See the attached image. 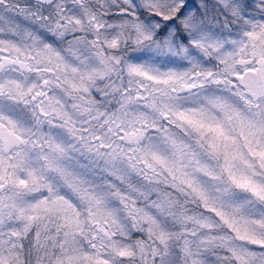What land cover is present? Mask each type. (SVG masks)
<instances>
[{"label": "snow or ice", "instance_id": "1", "mask_svg": "<svg viewBox=\"0 0 264 264\" xmlns=\"http://www.w3.org/2000/svg\"><path fill=\"white\" fill-rule=\"evenodd\" d=\"M0 264H264V0H0Z\"/></svg>", "mask_w": 264, "mask_h": 264}]
</instances>
